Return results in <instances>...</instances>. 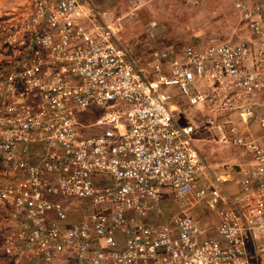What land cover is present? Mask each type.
I'll return each mask as SVG.
<instances>
[{"label": "built area", "instance_id": "built-area-1", "mask_svg": "<svg viewBox=\"0 0 264 264\" xmlns=\"http://www.w3.org/2000/svg\"><path fill=\"white\" fill-rule=\"evenodd\" d=\"M226 3L240 32L148 56L90 0L0 22V264H264V0Z\"/></svg>", "mask_w": 264, "mask_h": 264}, {"label": "rangeland", "instance_id": "rangeland-1", "mask_svg": "<svg viewBox=\"0 0 264 264\" xmlns=\"http://www.w3.org/2000/svg\"><path fill=\"white\" fill-rule=\"evenodd\" d=\"M90 1L109 23L121 30L124 45L142 56L171 47L225 41L235 32H240L238 20L226 0H215L216 3L208 0L213 4L207 0ZM27 6V0H0V22L22 17ZM2 25L7 27L8 22ZM3 27H0V32ZM3 41L0 38V67L7 51ZM184 109L190 125L201 130L202 141L197 142V147L207 162L214 166L215 173L237 168L247 159L243 149L219 144L213 130L203 125V116L210 113L206 108L199 112L186 106Z\"/></svg>", "mask_w": 264, "mask_h": 264}, {"label": "crops", "instance_id": "crops-1", "mask_svg": "<svg viewBox=\"0 0 264 264\" xmlns=\"http://www.w3.org/2000/svg\"><path fill=\"white\" fill-rule=\"evenodd\" d=\"M214 2L216 3L215 0H214ZM214 2H212V1H208V0H207V3H211V4H213ZM98 7H100V6H98ZM263 263H264V258H263Z\"/></svg>", "mask_w": 264, "mask_h": 264}]
</instances>
